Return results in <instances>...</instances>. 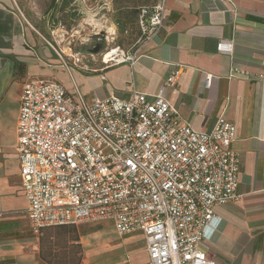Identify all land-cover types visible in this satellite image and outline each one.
Returning <instances> with one entry per match:
<instances>
[{"label":"built area","instance_id":"2783aa9c","mask_svg":"<svg viewBox=\"0 0 264 264\" xmlns=\"http://www.w3.org/2000/svg\"><path fill=\"white\" fill-rule=\"evenodd\" d=\"M165 18L163 4L143 7L145 41L104 65L134 63ZM218 50L231 53L233 42L221 40ZM167 86L155 95L134 89L129 99L88 100L53 78L24 81L16 149L36 234L106 222L121 236L142 234L149 264H218L204 248L205 230L217 205L241 197L236 125L220 115L211 130L194 129L166 97Z\"/></svg>","mask_w":264,"mask_h":264},{"label":"crops","instance_id":"0c3cea01","mask_svg":"<svg viewBox=\"0 0 264 264\" xmlns=\"http://www.w3.org/2000/svg\"><path fill=\"white\" fill-rule=\"evenodd\" d=\"M160 4L165 6L163 28L141 47L134 63L90 69L66 67L55 49L28 45L37 37L25 33L14 0H0V264H47L25 213L28 199L16 149L22 86L29 77L56 79L88 100L129 99L134 89L155 95L167 84L166 97L194 129L211 130L220 115L234 122L241 197L216 206L204 248L218 264H264V0ZM221 40L233 42L231 53L218 50ZM92 224H100L98 232L106 235H90L88 252L121 256L110 264H149L142 234L121 236L109 223ZM106 228L110 231L104 233ZM83 237L79 242L86 245Z\"/></svg>","mask_w":264,"mask_h":264},{"label":"rangeland","instance_id":"374dc122","mask_svg":"<svg viewBox=\"0 0 264 264\" xmlns=\"http://www.w3.org/2000/svg\"><path fill=\"white\" fill-rule=\"evenodd\" d=\"M162 0H14V9L23 25L26 34L35 35L37 41L27 44L32 46H47L55 49L69 65L77 62L78 66H89L96 69L104 64L105 56L113 49L133 52L145 41L141 34L139 16L143 7H152ZM30 35V36H31ZM41 45H39L40 42ZM76 64V63H75ZM79 239L83 237L86 245L81 244V251L72 247L58 248L60 252L53 258L55 261H65L71 264L81 256L82 264H110L120 258V255H107V252H88V237L103 232L100 224L77 227ZM110 231L106 228L104 231ZM96 232V233H95ZM110 234V233H109ZM74 236L64 235L63 238ZM95 238V237H94ZM96 238V239H97ZM64 245L72 244L64 239ZM93 241V240H92ZM94 243H92L93 245ZM66 253L63 254V252ZM97 257H100L96 260Z\"/></svg>","mask_w":264,"mask_h":264},{"label":"trees","instance_id":"16d2710c","mask_svg":"<svg viewBox=\"0 0 264 264\" xmlns=\"http://www.w3.org/2000/svg\"><path fill=\"white\" fill-rule=\"evenodd\" d=\"M21 63L16 62L15 67V74L18 75L22 73L20 70ZM74 236H70L68 238H63L64 235L73 234ZM40 258L43 262L47 264H71L67 259L65 261L59 262L53 260L55 256H57L60 252L58 251V248H69L72 247L73 253H77L75 251L78 249L81 251V243L79 242V234L77 230L76 224H60V225H52L44 227L40 234ZM64 239H67V242L72 241V244L64 245ZM66 253L63 252V254ZM74 264H81V256L78 257V261L74 262Z\"/></svg>","mask_w":264,"mask_h":264},{"label":"bare ground","instance_id":"6f19581e","mask_svg":"<svg viewBox=\"0 0 264 264\" xmlns=\"http://www.w3.org/2000/svg\"><path fill=\"white\" fill-rule=\"evenodd\" d=\"M117 52H118V51H117L116 49H113L112 51H110V53H108V54L105 56L104 61L108 62V61L112 58V56H113L114 54H116Z\"/></svg>","mask_w":264,"mask_h":264}]
</instances>
